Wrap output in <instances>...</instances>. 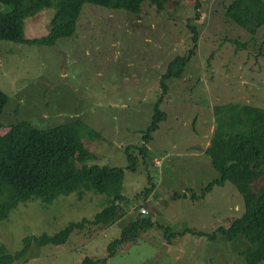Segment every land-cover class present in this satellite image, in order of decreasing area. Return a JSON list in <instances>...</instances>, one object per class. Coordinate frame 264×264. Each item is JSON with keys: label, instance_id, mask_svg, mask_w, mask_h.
Returning a JSON list of instances; mask_svg holds the SVG:
<instances>
[{"label": "rangeland", "instance_id": "1", "mask_svg": "<svg viewBox=\"0 0 264 264\" xmlns=\"http://www.w3.org/2000/svg\"><path fill=\"white\" fill-rule=\"evenodd\" d=\"M197 1L194 8V0H169L161 12L144 1L138 15L84 4L73 35L51 47L0 41V91L7 97L2 130L18 121L45 130L80 120L103 138L89 142L81 133L82 145L96 156L87 165L123 171L124 201L109 223L85 225L61 246L32 244L13 264L103 259L106 246L138 216L139 208L153 228L117 247L104 264H244L237 254L247 246L243 239L234 245L221 238L208 242L191 233L176 234L209 233L242 212L241 197L228 182L197 202L174 198L187 190L198 192L218 178L202 152L213 129L212 107L234 103L264 110V28L250 37L224 19L221 0ZM52 12L42 9L26 18L23 38L44 36ZM188 26L194 27L196 47L181 78L166 82L159 105L165 119L144 144L143 163L140 136L160 96L157 82L173 57L190 51ZM126 147L136 159L133 171L126 170ZM103 198L69 194L48 204L18 205L0 222V246L13 253L26 236L53 235L70 222L91 219Z\"/></svg>", "mask_w": 264, "mask_h": 264}, {"label": "trees", "instance_id": "2", "mask_svg": "<svg viewBox=\"0 0 264 264\" xmlns=\"http://www.w3.org/2000/svg\"><path fill=\"white\" fill-rule=\"evenodd\" d=\"M144 1L156 12H161L169 0H0V41L51 47L58 39L73 35L84 4L138 15ZM221 5L224 19L248 36L253 37L258 29L264 28V0H230L227 3L221 0ZM197 6L198 1L194 0V8ZM50 8L53 12L46 34L24 39L23 21L42 9ZM188 29L192 33L190 51L173 57L157 82L160 96L152 106L150 122L140 136L139 155L143 163H146L147 150L144 144L151 140L158 123L165 119L159 105L166 95V82L181 78L190 55L194 53L197 36L194 27L188 26ZM6 102V95L0 91V115ZM212 117L213 129L203 154L218 178L198 192L187 190L183 194H174V198L197 202L214 187H222L228 182L241 197L242 212L209 233L185 230L176 234L191 233L204 237L208 242L221 238L234 245L243 239L247 246L239 250L238 256L244 264H258L264 261V110L228 103L213 106ZM81 133L86 134L89 142L103 140L99 132L87 128L80 120L45 130H39L26 121L11 124L5 130L0 125V222L18 205L32 201L48 204L60 195L75 194L80 199L84 193L104 197L91 219L70 222L53 235L26 236L21 240V248L13 253L5 252L0 246V264H13L32 244L38 248L61 246L72 232L85 225L109 223L117 205L124 201L121 194L122 169L93 162L87 165V162L95 161L96 156L82 145ZM128 150L126 147L123 151L128 164L126 170L133 171L136 159ZM150 188H145L146 195L151 192L152 185ZM145 216L138 214L123 227L119 237L106 246L105 258L95 260L84 256L77 264H104L117 247L134 243L140 232L154 226ZM164 233L168 235L169 231L165 229Z\"/></svg>", "mask_w": 264, "mask_h": 264}, {"label": "built area", "instance_id": "3", "mask_svg": "<svg viewBox=\"0 0 264 264\" xmlns=\"http://www.w3.org/2000/svg\"><path fill=\"white\" fill-rule=\"evenodd\" d=\"M138 212H139V213H138L139 215H143V214H145V210H144L143 208H139V209H138Z\"/></svg>", "mask_w": 264, "mask_h": 264}, {"label": "crops", "instance_id": "4", "mask_svg": "<svg viewBox=\"0 0 264 264\" xmlns=\"http://www.w3.org/2000/svg\"><path fill=\"white\" fill-rule=\"evenodd\" d=\"M209 137H210V135L208 136V138H207V142H208V139H209ZM206 142V143H207ZM207 146V144L205 145V147ZM205 147L203 148V150L205 149ZM203 150H202V152H203Z\"/></svg>", "mask_w": 264, "mask_h": 264}, {"label": "water", "instance_id": "5", "mask_svg": "<svg viewBox=\"0 0 264 264\" xmlns=\"http://www.w3.org/2000/svg\"><path fill=\"white\" fill-rule=\"evenodd\" d=\"M147 219V218H146Z\"/></svg>", "mask_w": 264, "mask_h": 264}]
</instances>
